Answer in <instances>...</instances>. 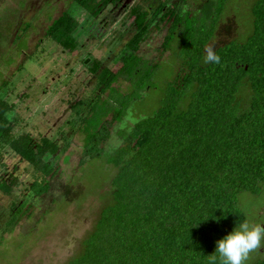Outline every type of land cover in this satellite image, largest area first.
<instances>
[{"label": "trees", "instance_id": "obj_1", "mask_svg": "<svg viewBox=\"0 0 264 264\" xmlns=\"http://www.w3.org/2000/svg\"><path fill=\"white\" fill-rule=\"evenodd\" d=\"M81 2L94 10L92 0ZM247 11L251 27L246 37L229 39L211 53L215 9L205 4L200 18L182 21L180 28L178 21L177 34L165 43L175 59L174 74L162 80L155 79L160 67L137 53L142 34L115 65H95L93 72L109 95L74 105L89 110L81 117V131L90 158L104 157L109 116L107 123L124 121L147 89L159 101L153 112H140L130 128L121 129L123 145L106 155L116 168L111 200L66 264H221L216 241L245 219L240 193L258 194L264 183V0L250 1ZM76 27L64 13L48 33L73 50ZM209 54L219 61L208 60ZM122 80L127 81L124 91L115 86ZM14 109L0 97V148L9 147L33 166L40 178L31 190L42 195L59 170L52 158L63 148L48 136L15 135ZM104 126V135L98 136ZM13 182L1 178L0 190L10 193ZM19 209L8 222L18 220Z\"/></svg>", "mask_w": 264, "mask_h": 264}, {"label": "rangeland", "instance_id": "obj_2", "mask_svg": "<svg viewBox=\"0 0 264 264\" xmlns=\"http://www.w3.org/2000/svg\"><path fill=\"white\" fill-rule=\"evenodd\" d=\"M22 1L26 3L25 8L19 6L16 0H0L1 7L7 4L9 8L2 11L5 16L11 10L10 16H6L9 18L6 23H12L7 28L5 43H0V97L15 104V111L10 116V119L16 118L15 135L28 132L35 140L48 136L55 139L63 150L52 158L59 170L50 179V190L37 195L32 192L31 186L40 178V174L9 147L0 148V179L14 181L10 193L0 190V264H66L71 256L81 250L82 242L92 230L102 208L111 200L116 168L106 162V155L124 143L118 131L130 128L135 121L107 123L111 120L109 116L105 126H109L111 133L102 144L104 157L92 159L83 149L84 132L81 131V117L89 110L84 106L71 109L80 99L89 105L100 95H109L108 91L104 92L103 85L98 81V73H94L93 68L96 64L104 68L129 53V50L119 53L120 49L110 51L113 38L117 42L127 38L123 31L126 18L120 16L109 22L108 26L105 24L103 35L97 40L85 42L82 33H78L79 45L70 51L52 39L44 41L40 48L35 45L40 36L37 33H43L44 27L51 22L42 18L32 37L31 48L26 53L23 51L25 54L22 55L15 50L8 60H4L6 44L20 14L27 7L36 6L34 3L37 0ZM49 1L53 5L51 17L69 12L82 23L81 31L92 19L88 11L77 7L73 0ZM250 1L216 0L214 9L218 16L213 19L215 25L210 26L214 31L208 48L210 53L229 39L241 40L246 37L251 27L247 11ZM111 8L112 5L105 7L100 18L112 12ZM87 17L88 21L85 20ZM10 24H6L7 27ZM161 39L158 34L151 33L143 48L145 57L152 62L159 56L166 59L159 64L156 80L174 74L172 65L175 59L168 50L162 51L159 47ZM173 40L172 51L177 38ZM83 42L84 46H81ZM86 58L90 59L87 63ZM17 64L21 65L19 70ZM115 86L124 91L127 81L122 80ZM156 95H148L145 103L136 102L131 110L134 113H131L137 115V110L153 112L159 101ZM105 126L98 136L104 135ZM239 206L245 215L243 222L253 226L264 223V183L258 194L241 192ZM18 207L20 209L14 216L18 220L8 222ZM254 253L255 249L249 253L244 264L254 263Z\"/></svg>", "mask_w": 264, "mask_h": 264}, {"label": "flooded vegetation", "instance_id": "obj_3", "mask_svg": "<svg viewBox=\"0 0 264 264\" xmlns=\"http://www.w3.org/2000/svg\"><path fill=\"white\" fill-rule=\"evenodd\" d=\"M16 1L19 2V6L23 5L24 8L26 7V3H24L22 0L20 1L16 0ZM81 1L82 0H73V2L76 3L77 7H81L82 9H84ZM92 2L94 4L93 5L94 10L93 11L87 10L89 13V16H91L92 19L90 22H87L88 26H86V28L84 26V30H83L84 32L81 31L80 29L82 23H80L76 17H73L71 13L63 12L61 14L63 15L64 13H69L76 20L77 27L73 33V37L75 38V41L77 42V46L79 45L78 43L80 41L78 38V33L79 34L82 33L81 36L85 38L84 39L85 42H89L90 40H93V39L97 40L101 38V36L103 35L102 32L105 30L104 29L105 24L108 26L109 22L114 21V19H118V17L120 16H123L126 18L125 20L126 23H124L125 30L123 31H125V35L127 36V38L124 41H122L123 40L122 39L121 40L122 42L121 41L117 42L116 40H114L115 38H113V40L111 41V45H110L111 46L110 51H114V50L118 51L120 49L119 53L125 50H129V53H130L132 50L130 47L131 41L137 35L142 34L141 35L142 40H141L137 53L141 57V59H143L144 61H148L149 63H152L155 67L159 68L160 62L165 61L166 59L159 56L155 61L152 62L145 57L144 52H143L144 45L147 39L150 37L151 33L158 34L159 37H162L159 43L160 44L159 47L162 49V51L168 50L165 48V43L167 42V39L169 38V36L177 34L178 30H176L175 28L176 23L179 21L177 26L180 28L182 26V21L200 18V15H202L203 13L202 11L205 8V4H209L210 8L214 10L215 7L213 6L216 0L214 1L213 0L212 1L211 0H148V1H145V0H100V1L92 0ZM34 4H36V6L32 5L31 7H27V9L24 10L20 14V17L14 26L15 29L11 33L8 43L6 44L7 50L5 51L6 54H5V57L3 58L4 60H8L9 56L12 55V53L15 50L18 51L19 54L21 53L22 55V54H25L31 48L32 37L36 33L37 26L39 27L38 22L42 18L50 19L51 22L50 24L48 23L44 27L43 33H37V35L40 34V36H39V39L35 42V45L40 48L49 39H52L53 41H55L49 35L48 30H49L50 25L53 23V21L59 18L61 15L56 18L51 17L50 9L53 7V5L51 1L49 0H37ZM5 5L6 6H3V7L0 6V28H1L0 29V43H5L4 41L5 36L8 35L6 33L7 28L9 29L12 24V23L11 24L6 23L7 19H9L6 16H10L11 10H8L10 12H8L6 16L4 15V13H2V11L9 9L7 4ZM108 5H112L111 9H113V11L108 12L107 14H105L103 18H100V16L102 15V10ZM88 17L85 19L86 21L89 20ZM105 17L107 19H104ZM85 22L83 24H85ZM5 23L7 25L10 24L9 27H7ZM2 26H4V29H2ZM57 45H60V44L57 43ZM117 45H119V48L117 47ZM77 46L75 47V49L77 48ZM81 46H84V42L81 44ZM67 50L70 51V49H67ZM23 51H25V53ZM129 53L124 55V57L129 55ZM89 60H90L89 58H86L85 62L87 63L89 62ZM121 60H118L116 62L113 61L112 64L108 66L115 65ZM20 67L21 65L17 64L16 68H18V70ZM148 95H151V92L147 89V91L142 92V95L138 101H140L141 104L142 102L145 103ZM75 104L72 105L71 109L74 108ZM140 111L141 110H137V115H134L133 111H132L133 113H129L124 118V122H128L129 120L134 121L135 118L139 116ZM143 113L145 114V112ZM120 131L121 129L118 131L119 133L118 136L121 140L125 141V138H123V136L120 135ZM121 145H123V143ZM259 225L264 226V223L259 224ZM254 259L264 261V241H262L261 246L258 247L257 250L255 249Z\"/></svg>", "mask_w": 264, "mask_h": 264}, {"label": "clouds", "instance_id": "obj_4", "mask_svg": "<svg viewBox=\"0 0 264 264\" xmlns=\"http://www.w3.org/2000/svg\"><path fill=\"white\" fill-rule=\"evenodd\" d=\"M208 60L218 62L219 58L209 54ZM262 241H264V226L241 222L216 241L215 253L219 255L221 264H244L249 253L260 247Z\"/></svg>", "mask_w": 264, "mask_h": 264}]
</instances>
